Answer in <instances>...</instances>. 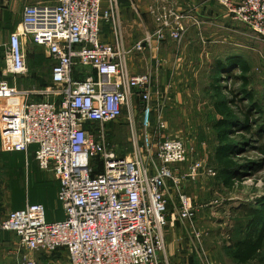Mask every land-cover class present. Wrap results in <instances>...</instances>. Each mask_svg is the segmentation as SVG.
I'll return each instance as SVG.
<instances>
[{"label":"built area","instance_id":"1","mask_svg":"<svg viewBox=\"0 0 264 264\" xmlns=\"http://www.w3.org/2000/svg\"><path fill=\"white\" fill-rule=\"evenodd\" d=\"M212 1L264 37V0ZM101 3L26 4L4 42L0 31L8 74L26 72L28 42L42 47L51 62L50 84L41 89L21 90L0 80V143L25 154L36 146L34 160L58 181L56 197L64 214L61 220L48 221L44 205L33 202L0 218V231H11L24 250L15 264H37L35 252L55 249L63 250L66 264H163L169 225L167 182L178 189L182 182L215 175L181 138L150 142L145 136L140 143L149 117L145 113L139 129L133 111L134 96L149 109L153 82L150 73L130 69V53L168 38L179 42L189 16L170 0L150 5L154 30L128 48L119 31L115 0H107L104 10ZM102 21L112 25L109 42L100 39ZM81 68L90 71L83 79ZM38 95L39 100H30ZM124 110L130 150L120 155L107 139L104 125L118 122ZM155 123L160 129L166 126L160 110ZM177 200L172 219H184L192 226L193 198L179 191Z\"/></svg>","mask_w":264,"mask_h":264},{"label":"rangeland","instance_id":"2","mask_svg":"<svg viewBox=\"0 0 264 264\" xmlns=\"http://www.w3.org/2000/svg\"><path fill=\"white\" fill-rule=\"evenodd\" d=\"M213 24V27L202 32V35L206 37L209 35L206 39L208 41L211 39V42L207 47V58L203 56L201 60L193 59L198 53L196 47L201 45V43L198 44V40L195 41L197 39L195 37H199V33L196 34L195 30L192 31V29L191 31L187 30L186 33L189 34L183 38L179 51L182 54L183 63L190 64L193 62L192 67L195 68L189 69L191 73L185 72L181 81H187L188 85L192 87L189 88L188 86V88H184L185 90L181 89L179 105L165 111L164 118L167 124L164 129L157 127L154 119L149 115L147 127H144L143 135L140 138V143H143L142 138L145 136L146 140L150 142H155V140L163 137L181 138L190 148L194 149V154L200 156L207 166H210L208 156L214 146L211 122L215 117L212 100L209 94L204 91V87L208 83L206 70L208 64L215 58L224 59L227 55H239L249 67V71L246 73L249 78L247 88L252 90L257 101L264 104V37L232 19L230 15L219 21L214 19ZM2 41H5V35ZM25 50L27 70L25 73L12 76L5 71L6 48L0 45V80H6L19 89H41L44 85H49L51 62L46 59L43 48L33 47L27 43ZM192 70L196 71V74ZM240 73V70L234 69L229 76L222 79L220 84L223 86L221 92L223 95L227 97L237 95L236 99H239V89L242 86L241 80L238 78ZM40 98L41 95L30 96V100H39ZM246 103L240 102L238 104L244 109L243 105ZM138 113L140 114V112L136 113L135 123L138 127L140 126L139 128H143V117L139 118ZM125 116L126 111L124 110L118 122L104 125L107 132L106 137L115 144V150L118 154H127L130 150L128 142L130 134ZM257 116L258 114L254 112L253 117ZM253 129H256V126ZM239 135L235 134V137ZM244 135L251 139V144L243 152L236 155L234 159L241 162L243 159L260 158L256 147L263 143L264 136L256 132L244 133ZM11 152L4 150L0 144V216H3L10 209L22 207L33 201H38L46 207V220L56 219L57 212H60L62 216L60 206L55 200L53 204L54 198L51 200L47 194V191L51 193L52 190L55 192L56 189L51 173L40 169L32 158V154ZM192 186L190 191L196 189L197 193L200 194L205 191L204 194L202 193L203 198L206 197L202 203L206 205L203 207L207 212L211 208L214 215L204 221H207L208 226H211L209 229L214 232L215 241H219L222 245L223 241H227V235L234 220L243 214V209L264 194V165L253 174L235 180L228 189L222 186L218 187L213 178L207 176H202ZM203 187L204 190H202ZM58 218L61 219V217ZM13 240L16 241L17 238L11 231H0V264H12L10 262L11 254L8 252L13 247ZM36 253L34 254L37 264H66V256L62 249ZM252 264H264V247L260 257Z\"/></svg>","mask_w":264,"mask_h":264},{"label":"crops","instance_id":"3","mask_svg":"<svg viewBox=\"0 0 264 264\" xmlns=\"http://www.w3.org/2000/svg\"><path fill=\"white\" fill-rule=\"evenodd\" d=\"M159 1L160 0H115L117 6L118 27L125 47H131L135 41L142 39L145 33L154 30L155 25L152 15L149 13V6ZM170 1L177 6L179 11L184 12L189 16L183 21L185 30L182 34L181 40L175 42L168 38L167 40L160 42L158 46L154 45L151 48L145 47L141 51H132L129 55L128 61L132 71L148 72L152 77L153 94L148 106L149 109L145 108L144 103L141 102L138 96H134L132 102L135 116L137 112H140V114L138 113V117L142 118L145 113H147L148 117L150 115V117L154 119V122L159 110L162 111V118L166 121L164 118L165 111L171 107L175 108L179 105L180 90L188 88L189 86L187 81L182 82L181 80L185 72L191 73L189 72V69L195 67H192L193 62L190 64L183 63L182 54H180L179 51L183 38L185 36L187 37L189 34L186 33L187 30L191 31L192 29V31L195 30L196 34L199 33V37H195L197 38L195 41L198 40V44L201 43V45H199L200 47H196L198 53L193 59L201 60L203 59V56L207 58V47L211 42V39L209 41L206 39L209 35L206 37L205 35H202V32L205 29L208 30L213 27L214 19L219 21L229 17L225 8L219 6L212 0ZM47 2H50V0H0V31L2 39L5 35L6 41L8 34L13 31L20 22V16L24 5ZM101 6L102 10L106 9L107 0H102ZM112 38L113 31L111 23L109 21H102L100 27V39L109 42ZM187 42L188 40L185 42V47ZM28 43L33 47H40L30 42ZM193 70L192 72H194ZM89 72L90 71L87 68H81V79H83ZM194 74H196V71ZM9 84L11 85V83ZM191 87L192 86H189V88ZM140 121H142V119ZM1 146L4 150L11 151L8 147ZM35 147V145H31L28 150V154H32L33 159ZM12 152L19 153L16 151ZM184 166L185 164L180 166V168H182L181 172L183 171ZM49 172L55 181L56 189L55 192L52 190L51 193L47 191V194H49L50 197H53L54 193L52 203L54 204L55 200L60 206V209H62L56 197L58 181L55 179L53 173L51 171ZM192 185L193 183L190 182H182L181 186L177 189L171 181H168L166 184L164 193L167 200V220L169 221V225H167L165 229V261L163 264H207L206 259L208 260V264H239L230 256L224 254L219 241H215L214 232L209 229L211 226H208L209 223L204 221L212 218L214 215L213 210L209 208L210 210L207 212L205 207H203L206 205L202 204L206 198H203L202 196V193L205 191H202L201 194L197 193L196 189L190 191L191 187H193ZM202 190H204V187ZM179 191L191 195L196 206V215L193 219L192 226L184 219L178 217L172 219L174 217V215H171L172 211H175L178 208L177 193ZM46 211L47 209L45 207V216ZM6 213L7 212H5V214ZM58 213L60 212H57L56 219H48V221L59 220L58 217H61L62 219L64 216L63 210L62 216L61 213L60 215H58ZM3 216H0V218ZM12 246V249L8 253L11 254L10 262L15 264L19 258L18 254L24 250L18 247L17 240H13ZM252 262L255 261L251 260L246 264H252Z\"/></svg>","mask_w":264,"mask_h":264},{"label":"trees","instance_id":"4","mask_svg":"<svg viewBox=\"0 0 264 264\" xmlns=\"http://www.w3.org/2000/svg\"><path fill=\"white\" fill-rule=\"evenodd\" d=\"M234 69L241 72L238 75L242 85L239 89V99H236L237 95L227 97L221 93L223 86L220 82ZM206 70L208 83L204 91L212 100L215 115L211 122L214 146L209 153L208 162L215 171L212 177L214 183L218 187L228 189L235 180L253 174L264 165V141L256 147L260 158L243 159L241 162L234 159L251 144V139L245 137L244 133L256 132L264 136V104L257 101L252 90L247 88L249 78L246 73L249 67L239 55H227L224 59L215 58L208 64ZM240 102H247L243 105L244 109L238 104ZM254 112L258 114L255 118ZM254 126L256 129H253ZM235 134L240 135L235 137ZM43 192L45 193L44 190ZM227 236L228 242L223 241L221 247L224 254L235 262L246 264L260 257L264 247V194L243 209V214L234 220Z\"/></svg>","mask_w":264,"mask_h":264}]
</instances>
